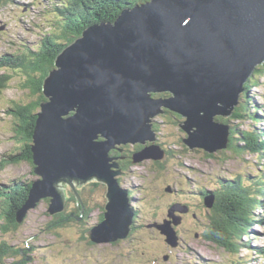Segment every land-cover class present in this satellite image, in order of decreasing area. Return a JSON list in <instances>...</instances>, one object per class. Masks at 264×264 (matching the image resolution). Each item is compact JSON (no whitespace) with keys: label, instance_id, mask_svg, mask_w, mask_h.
<instances>
[{"label":"water","instance_id":"95a60500","mask_svg":"<svg viewBox=\"0 0 264 264\" xmlns=\"http://www.w3.org/2000/svg\"><path fill=\"white\" fill-rule=\"evenodd\" d=\"M262 64L264 0H150L123 9L114 22L90 25L45 79L32 146L39 178L18 220L46 198L52 215L64 210L67 184L81 198L78 186L95 179L108 185L107 212L88 236L127 238L135 211L111 151L143 143L135 162L164 158L159 144L146 143L157 139L154 121L165 108L185 118L190 148H228L231 126L218 114L233 113ZM170 217L157 226L177 246Z\"/></svg>","mask_w":264,"mask_h":264},{"label":"rangeland","instance_id":"374dc122","mask_svg":"<svg viewBox=\"0 0 264 264\" xmlns=\"http://www.w3.org/2000/svg\"><path fill=\"white\" fill-rule=\"evenodd\" d=\"M53 1L55 0H11L6 2L4 7L0 8V54L4 51L15 53L24 50L27 45L37 47L43 33L50 30L51 23L55 19L44 10L45 6ZM27 3L28 6L25 5ZM7 70L12 71L9 68ZM1 72L3 71L0 70ZM14 75L10 87L0 92V159L14 152L18 142L14 138L15 133L12 126L14 119L8 109L13 101L19 99L28 101L32 98V96L31 98L28 96V91L19 87L24 78L21 71L18 70ZM258 80L260 85L252 87L249 94L251 112L256 110L254 108L256 104L264 107V75ZM259 114L261 115V113ZM262 115L264 117V112ZM218 116L221 115L218 114ZM231 116L232 114L221 117ZM160 117L157 116L156 119L161 122L157 128L160 131L161 144L167 149L169 148L170 151L174 150V154L176 152L177 156H171L165 168H161V173L158 172L159 174L154 168L152 158L128 164L129 171L124 180L127 185L135 189L132 194L137 197L136 204L139 207L137 227L131 238L120 239L124 240L123 243L120 240L93 242V244L82 242L76 246L78 240L63 239L64 237L60 238L59 235L52 232L40 233L42 225H46L53 219L52 214L49 213L50 204L48 201L40 200L36 207L29 209L27 221L21 230L12 237L0 234V240L6 237L13 242V238L24 241L15 244L14 247L24 248L26 241L39 246L36 249L32 248L31 256L33 255L35 258L27 264H264V257H258L254 250H243L240 254H236L219 247L203 236L206 229L204 224L210 222L211 213L208 210L211 209L203 200L201 191L219 188L223 178L235 179L241 175L243 179L246 177V181L249 182L248 176H253L263 170L260 167L262 160L256 154L241 155L229 148L211 153L214 155L213 157L208 156L209 152L187 148L186 144L180 142L183 141L185 134L180 132L179 124L164 122ZM252 121L248 118L242 122L241 127L253 130L264 127V121L258 125H254ZM111 155L115 159L116 154L111 153ZM115 169L119 170L117 167ZM118 175L121 177L123 173ZM38 178L39 175L34 172L31 163L27 161L18 164L11 163L6 169L0 171V187H8L15 181L23 183ZM93 181L95 179L87 183ZM66 187L68 198L70 192L68 190H72V186L67 184ZM79 188L78 186V192ZM153 199L157 200L154 202L155 206H152L151 203ZM95 202H101L100 197H97ZM185 203L189 205L182 206ZM155 212L158 213L156 217ZM255 212L259 219H264V205L263 208L255 209ZM101 213L95 209L88 215L92 220L90 222L88 219L91 227L99 222ZM170 215L175 216L177 223L174 221L173 225H176L175 228L177 227L176 230L181 236L177 246L171 245V242L167 241L168 236L160 232L157 227V223L167 222ZM75 224H72V228L78 237L80 235L78 225ZM250 230H252V233L250 232L252 237L249 240L252 245L264 247V225L257 224ZM118 241L120 244L116 245L115 243ZM250 259L251 263H249Z\"/></svg>","mask_w":264,"mask_h":264},{"label":"trees","instance_id":"16d2710c","mask_svg":"<svg viewBox=\"0 0 264 264\" xmlns=\"http://www.w3.org/2000/svg\"><path fill=\"white\" fill-rule=\"evenodd\" d=\"M10 1L6 0V2ZM148 1L150 0H56L45 6V12L55 19L51 23L50 30H46L43 33L40 44L36 48L27 45L18 54H5L0 62V67L5 65L12 66L14 69L18 68L21 71L24 78L19 87L28 91L27 94L30 98L32 96L28 101L22 99L13 101L8 110L14 119L12 123L15 133L14 138L18 142L15 151L2 159L0 169L8 164H18L23 161L31 163L35 169L32 146L34 143L37 115L41 110L42 102L47 100L44 92V82L55 68L57 57L62 51L78 39L83 34L84 29L90 25L104 21L114 22L124 8L133 7L136 4ZM15 73L0 75V92L10 87ZM263 73L264 64L259 65L254 74L246 82V90L242 93L241 102L231 117H218L220 121L231 126L229 149L241 155L246 152H264V127L255 128V130H247L241 127L242 122H245L248 118L253 120L252 123L254 125L261 124L264 121L262 115L264 108L256 104L254 107L256 110L251 112V100H249L252 87L260 85L258 78L262 77ZM157 95L160 94H155V96ZM161 95H164V93ZM167 109L165 108L163 111L165 115L161 116L164 122L169 121L177 125V123L179 124V122L185 120L181 114L170 109L168 110L172 112L170 114L166 113ZM259 113H261V116ZM180 130L183 135L188 136V133L181 126ZM180 142L186 144L187 148H190L184 140ZM165 149L167 150V156L159 160V162L157 161L158 164L154 166L157 173H161V168H165L171 156H177L176 152L174 154V150L170 151L166 147ZM198 150L206 152L203 148ZM111 153L117 154L114 149ZM208 156L213 157L214 155L208 153ZM31 182L21 183L15 181L9 184L10 186L8 187H0V234L7 237L15 236L27 221L28 214L20 222L18 220V212L29 198L32 187ZM79 187L81 198L77 196L73 189L68 190L70 192L66 200V207L64 210L53 214V219L47 222L46 225H42L40 233L52 232L59 235L60 238L64 237L63 239L78 240L76 246H79L82 242L93 244V241L87 236L88 231L92 228L88 223V219L90 222L92 221L88 215L96 209L102 212L99 215V222L105 219L108 188L105 182L98 180ZM221 187L223 189H216L215 191L217 200L214 203V208L211 209L210 222L204 224L206 225V229L203 236L216 243L219 247L237 253L246 246V242L244 241L249 235V228H252L254 222H256V217L253 215L255 208L262 205L264 177L261 176L259 179L246 183L245 179L239 175L235 179L223 180ZM203 193H206V191L203 190ZM97 197H100L101 202H95ZM45 200L50 204V198H46L43 201ZM154 202H157V200L153 199L151 201L152 206H155ZM157 214V212L154 213L155 217ZM138 218V215H136L131 226V232L127 238H131L135 234ZM73 222L76 223L75 225H78L80 234L78 237H76L72 228ZM199 223L202 225L200 221ZM157 232L159 233L158 230ZM177 233L181 237L178 230ZM13 240L14 242L8 240L6 237L0 240V263L18 264L21 258H23L22 263H27L33 249L39 246L26 241L24 248L21 246L14 247L15 244H20L24 241L16 240V238H13ZM120 241L123 243L124 240ZM115 244L119 245L120 242L118 241ZM31 247L33 248L32 251Z\"/></svg>","mask_w":264,"mask_h":264},{"label":"flooded vegetation","instance_id":"af4514ba","mask_svg":"<svg viewBox=\"0 0 264 264\" xmlns=\"http://www.w3.org/2000/svg\"><path fill=\"white\" fill-rule=\"evenodd\" d=\"M5 3H6V0H0V8H2V7H4V5H5ZM167 112L166 113H171L172 111H170V110H166ZM165 113V112H164ZM162 115H165V114H163V113H161L159 116H162ZM167 115V114H166ZM161 118V117H160ZM159 121V120H158ZM157 121V119H155V121H154V127H155V129L157 130V128H158V125H159V123H161L160 121L158 122ZM157 133H158V138H157V140L155 141V143H158V144H161V141H160V139H161V135H160V131H158L157 130ZM150 142H148L147 144H149ZM145 146H147V145H145V144H143V143H133V142H128V143H126V144H120V145H117V147L114 149L115 151H116V155H115V160L117 161V163L119 164V168H120V170L123 172V176H119V179H120V181H121V183H123V184H125V185H127L126 184V182H125V176H127V174H128V168H129V166H128V164L129 163H131V162H133V163H136L135 161H134V154L136 153V152H138V151H140L141 149H143ZM124 159V160H123ZM125 161H127L126 163H125ZM152 162H153V164L154 165H156V164H158V162L157 161H155V160H152ZM139 163V162H138ZM161 164V163H160ZM159 164V165H160ZM130 171H133V170H130ZM122 174V173H121ZM133 197H134V195H133ZM178 212H180L179 211V209H178ZM137 215H138V217H139V210L137 209ZM138 220V219H137ZM31 257L29 256V259H30ZM30 260H33V259H30ZM30 260H28V262L30 261ZM20 261H23V258H21L20 260H19V262ZM27 262V263H28ZM26 262L25 263H22V262H20V263H18V264H27ZM0 264H3V262L2 263H0Z\"/></svg>","mask_w":264,"mask_h":264},{"label":"bare ground","instance_id":"6f19581e","mask_svg":"<svg viewBox=\"0 0 264 264\" xmlns=\"http://www.w3.org/2000/svg\"><path fill=\"white\" fill-rule=\"evenodd\" d=\"M259 105V104H258ZM261 107H263V106H261ZM264 108V107H263ZM261 116V115H260ZM157 138H158V136H157ZM157 140V139H156ZM147 144V143H146ZM244 145V144H243ZM123 173V172H122ZM221 182H222V180H221ZM220 187H221V185H220ZM217 190L219 189V188H216ZM216 189L214 190V189H205V191H206V193H204L203 195H202V197H203V200L205 201V203H206V205L208 206V208L209 209H212V208H214V203L216 202V200H217V198H216V196H217V194H216ZM210 197L214 200V202H213V205L212 206H209V204H208V202H210ZM135 198V197H134ZM137 198V197H136ZM184 206H185V204H183ZM208 212H210L211 213V210H208Z\"/></svg>","mask_w":264,"mask_h":264}]
</instances>
